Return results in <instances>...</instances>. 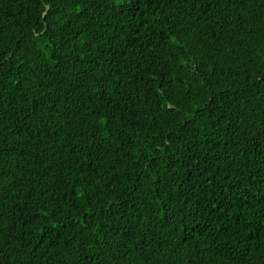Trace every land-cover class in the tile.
<instances>
[{
  "label": "trees",
  "instance_id": "1",
  "mask_svg": "<svg viewBox=\"0 0 264 264\" xmlns=\"http://www.w3.org/2000/svg\"><path fill=\"white\" fill-rule=\"evenodd\" d=\"M0 264H264V0H0Z\"/></svg>",
  "mask_w": 264,
  "mask_h": 264
}]
</instances>
